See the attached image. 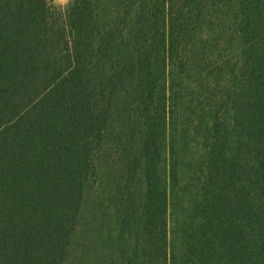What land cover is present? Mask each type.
I'll return each mask as SVG.
<instances>
[{
  "label": "trees",
  "instance_id": "obj_1",
  "mask_svg": "<svg viewBox=\"0 0 264 264\" xmlns=\"http://www.w3.org/2000/svg\"><path fill=\"white\" fill-rule=\"evenodd\" d=\"M118 166L109 264H264V0H0V264Z\"/></svg>",
  "mask_w": 264,
  "mask_h": 264
},
{
  "label": "rangeland",
  "instance_id": "obj_2",
  "mask_svg": "<svg viewBox=\"0 0 264 264\" xmlns=\"http://www.w3.org/2000/svg\"><path fill=\"white\" fill-rule=\"evenodd\" d=\"M48 1L54 10L60 11L71 0ZM118 169L119 166L115 167V172L106 170L103 188L97 186L88 195L67 264H109L113 246L117 242V224L114 212L110 210V188Z\"/></svg>",
  "mask_w": 264,
  "mask_h": 264
}]
</instances>
